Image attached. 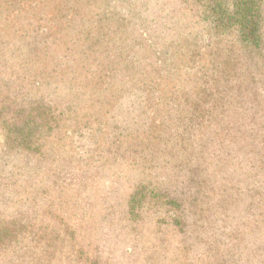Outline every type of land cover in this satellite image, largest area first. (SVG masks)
<instances>
[{
	"label": "rangeland",
	"instance_id": "rangeland-1",
	"mask_svg": "<svg viewBox=\"0 0 264 264\" xmlns=\"http://www.w3.org/2000/svg\"><path fill=\"white\" fill-rule=\"evenodd\" d=\"M13 1L26 34L0 54V264H264V65L169 0ZM215 59L231 84L197 71ZM197 115L229 122L224 148L195 142Z\"/></svg>",
	"mask_w": 264,
	"mask_h": 264
},
{
	"label": "trees",
	"instance_id": "trees-1",
	"mask_svg": "<svg viewBox=\"0 0 264 264\" xmlns=\"http://www.w3.org/2000/svg\"><path fill=\"white\" fill-rule=\"evenodd\" d=\"M32 4L38 5L40 4V0H29ZM175 3L177 6L175 9L170 8L171 11H179V18H185L187 15H190L194 18V22L197 24H201L202 28H206L209 33L207 35L208 44L212 41L211 37L218 36H227V34H234L237 41L241 45V50L243 51V55L245 59L249 61H253L258 66L264 65V0H169ZM168 1V2H169ZM165 3L166 0L161 1ZM160 2V3H161ZM159 3V4H160ZM15 2L13 0H5L4 3H0V54L3 51L10 49L9 48V39L6 37V32H8V37L10 34L17 35L19 40L21 41V37L24 38L25 34V25L23 23L24 15L20 10H15ZM188 7V8H187ZM168 9L167 12L170 11ZM188 9V11L186 10ZM186 13V14H185ZM50 14V13H48ZM48 20H52L55 18V13L48 15ZM46 16V17H47ZM165 16V15H164ZM185 23L182 22L181 25ZM69 25V24H68ZM67 25V26H68ZM42 27L46 31L45 26L38 25L36 31ZM69 27V26H68ZM48 28H51L50 26ZM185 31V28H184ZM56 32L60 33L59 30ZM55 32V34H56ZM78 31L73 32L76 37ZM189 32L180 33L179 38H183V41H189L186 38L188 37ZM74 37V38H75ZM220 38V37H219ZM15 49H19L21 43H15ZM175 43V45H177ZM40 48L31 46L29 51L34 54L33 51H37ZM230 50V49H228ZM28 51V52H29ZM18 55V54H17ZM235 56V54L233 53ZM239 55V53H238ZM236 55V57L238 56ZM231 57V56H230ZM233 57V56H232ZM231 57V58H232ZM240 57V55H239ZM97 56H94L92 60H96ZM241 59V57H240ZM239 61V60H237ZM229 60L227 59L222 61H218L217 59L213 60L210 65L204 71L197 70L201 76L210 78L211 81L216 82L221 78V81L224 83L231 84L230 81L233 80V77L237 75V73L231 70L227 65ZM89 68H92V65L89 63ZM87 69V70H88ZM217 74L220 76L217 77ZM224 91V90H223ZM223 91H221L219 97H222ZM225 95V94H224ZM210 100V99H209ZM208 101V100H204ZM212 103H208L207 106H202V113L210 112L212 113L214 108ZM217 109V107H216ZM7 111V110H6ZM220 112V111H219ZM197 118H194L190 121L189 126L192 127V138L198 141V145L201 148H206L209 152L213 153L211 145L214 144L217 148H224L225 144H222V139L225 133L220 129L229 124V122H219V118L216 117H205L203 115H197ZM160 123L163 120L159 119ZM159 123V125H160ZM217 123V127L216 126ZM200 125V131H199ZM9 129L16 128L14 125H9ZM195 128V130H194ZM212 130L213 137L210 138V143L206 141V136L208 131ZM228 139V138H227ZM201 140V141H200ZM231 143L229 146H235V142L230 139ZM233 141V142H232ZM221 151V150H218ZM217 151V152H218ZM214 149V153H215ZM259 160H262L259 157ZM263 164V163H262ZM133 198V197H132ZM136 199L130 200L131 206Z\"/></svg>",
	"mask_w": 264,
	"mask_h": 264
}]
</instances>
